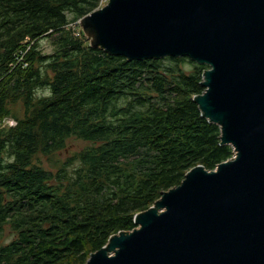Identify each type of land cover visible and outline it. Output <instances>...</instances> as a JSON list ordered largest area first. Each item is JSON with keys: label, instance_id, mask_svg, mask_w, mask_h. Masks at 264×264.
<instances>
[{"label": "trees", "instance_id": "obj_1", "mask_svg": "<svg viewBox=\"0 0 264 264\" xmlns=\"http://www.w3.org/2000/svg\"><path fill=\"white\" fill-rule=\"evenodd\" d=\"M99 6L0 0V264H86L190 170L234 156L194 102L208 67L94 49L71 25Z\"/></svg>", "mask_w": 264, "mask_h": 264}, {"label": "water", "instance_id": "obj_2", "mask_svg": "<svg viewBox=\"0 0 264 264\" xmlns=\"http://www.w3.org/2000/svg\"><path fill=\"white\" fill-rule=\"evenodd\" d=\"M80 24L111 56L207 66L194 102L234 150L190 170L86 264H264V0H110Z\"/></svg>", "mask_w": 264, "mask_h": 264}, {"label": "rangeland", "instance_id": "obj_3", "mask_svg": "<svg viewBox=\"0 0 264 264\" xmlns=\"http://www.w3.org/2000/svg\"><path fill=\"white\" fill-rule=\"evenodd\" d=\"M73 28V31H75V34L76 35H79V31L81 29L79 28H76V27H72ZM41 49L43 50V52L45 54H50L53 50V46H52V43H51V40L50 39H44L41 41ZM183 69L186 71V72H190L192 70V66L189 64V63H183ZM47 92H43V91H39L38 94L39 95H45ZM7 121H13V119H6L3 123V125H9L7 123ZM2 125V124H0ZM70 148L72 149L71 151H77L81 148H83L86 144L84 142H81V141H70ZM10 236L11 234L7 233L6 236H5V240H9L10 239Z\"/></svg>", "mask_w": 264, "mask_h": 264}, {"label": "built area", "instance_id": "obj_4", "mask_svg": "<svg viewBox=\"0 0 264 264\" xmlns=\"http://www.w3.org/2000/svg\"><path fill=\"white\" fill-rule=\"evenodd\" d=\"M109 1L110 0H100V6H99V9H102L103 7H105L108 3H109ZM98 9V10H99ZM80 20L77 22V23H75V24H73V25H71L72 27H76V28H81V25H80ZM7 123L9 124V125H14L15 123L13 122V121H7Z\"/></svg>", "mask_w": 264, "mask_h": 264}]
</instances>
